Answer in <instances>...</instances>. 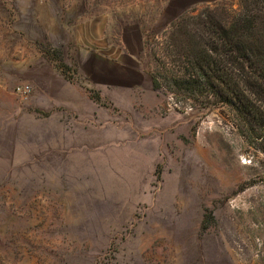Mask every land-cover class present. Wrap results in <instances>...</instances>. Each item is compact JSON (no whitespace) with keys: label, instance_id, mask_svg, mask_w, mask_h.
I'll use <instances>...</instances> for the list:
<instances>
[{"label":"rangeland","instance_id":"rangeland-1","mask_svg":"<svg viewBox=\"0 0 264 264\" xmlns=\"http://www.w3.org/2000/svg\"><path fill=\"white\" fill-rule=\"evenodd\" d=\"M205 5L264 16V0H0V264H264L259 141L152 84L148 41Z\"/></svg>","mask_w":264,"mask_h":264},{"label":"trees","instance_id":"trees-1","mask_svg":"<svg viewBox=\"0 0 264 264\" xmlns=\"http://www.w3.org/2000/svg\"><path fill=\"white\" fill-rule=\"evenodd\" d=\"M188 10L170 23L160 44L148 41L154 90L200 109L228 108L264 153V16L228 13L223 19L209 5Z\"/></svg>","mask_w":264,"mask_h":264},{"label":"built area","instance_id":"built-area-1","mask_svg":"<svg viewBox=\"0 0 264 264\" xmlns=\"http://www.w3.org/2000/svg\"><path fill=\"white\" fill-rule=\"evenodd\" d=\"M15 91L20 97L27 98L32 91V87L31 85L24 83V84L18 85Z\"/></svg>","mask_w":264,"mask_h":264}]
</instances>
